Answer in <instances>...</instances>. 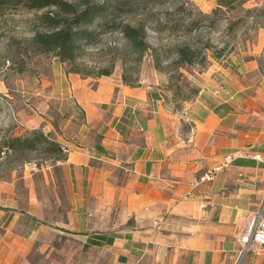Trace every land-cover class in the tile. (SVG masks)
<instances>
[{
	"label": "crops",
	"instance_id": "crops-1",
	"mask_svg": "<svg viewBox=\"0 0 264 264\" xmlns=\"http://www.w3.org/2000/svg\"><path fill=\"white\" fill-rule=\"evenodd\" d=\"M198 4L232 12L256 2ZM263 56L260 27L255 41L208 58L180 109L157 86L82 76L54 60L33 79L13 136L41 129L65 158L47 166L48 205L31 178L37 167L22 175L26 196L15 167L0 175V264H234L264 191ZM241 264H264V245Z\"/></svg>",
	"mask_w": 264,
	"mask_h": 264
},
{
	"label": "rangeland",
	"instance_id": "rangeland-1",
	"mask_svg": "<svg viewBox=\"0 0 264 264\" xmlns=\"http://www.w3.org/2000/svg\"><path fill=\"white\" fill-rule=\"evenodd\" d=\"M90 1L108 7V25L99 26L98 30H104L98 39L85 45L73 63L65 62L64 69H75L80 75L91 77L102 76L101 70L110 69L109 76L126 83L157 86L174 109H180L192 98V80L202 67L198 62L202 57L206 58L203 64L207 65L213 51L222 49L223 56L227 55L238 45L255 41L258 28H264V14L252 12L247 15L242 8L232 12L204 11L198 0H153L147 5L142 0ZM255 2L248 7L264 8V0ZM43 10L22 4L0 7V175L8 178L15 167L19 177L17 189L26 196L28 187L24 185L26 179L22 175L26 168L37 167L31 178L36 195L43 202L48 201V205L54 195L45 172L54 155L35 150L16 156L4 145L7 138L23 127L18 112L22 109L23 99L29 98L35 87L33 79L48 75L52 62L58 60L52 53L37 52L31 44L34 32L43 29L38 23V15ZM239 18L243 21L230 29ZM125 23L144 26V49L133 48L124 37L120 28ZM184 44L200 52L192 64L176 62V48ZM54 117L59 121L62 119L60 113H55Z\"/></svg>",
	"mask_w": 264,
	"mask_h": 264
},
{
	"label": "trees",
	"instance_id": "trees-1",
	"mask_svg": "<svg viewBox=\"0 0 264 264\" xmlns=\"http://www.w3.org/2000/svg\"><path fill=\"white\" fill-rule=\"evenodd\" d=\"M142 2L147 5L153 0H142ZM12 4H22L35 10L45 9L38 15V23L43 29L34 32L31 44L37 52L52 53L56 59L63 63H73L83 52L85 45L94 43L98 39L104 30H98L99 26L102 27L104 23L108 25L106 19L109 13L108 7L103 3H95L90 0H79L78 2L68 0H0V7ZM213 9L214 11L220 10L219 7ZM242 9L247 15L252 12H256L257 15L264 14V8L260 9L257 6L243 7ZM239 21H243V19L239 18L232 23L230 29ZM120 29L133 48H145V28L142 24L125 23ZM222 51V49L213 51L212 56L220 58L223 56ZM199 53L196 48L188 44L178 46L176 62L192 64ZM205 60L206 58L202 57L198 62L205 66L203 64ZM67 71L80 74L75 69ZM110 73V69L99 72L100 75L106 76ZM4 145L16 156H22L27 151L43 150L51 156L54 155L53 160L65 158L61 145L49 133H44L41 129L32 130L26 135L11 136L7 138Z\"/></svg>",
	"mask_w": 264,
	"mask_h": 264
},
{
	"label": "built area",
	"instance_id": "built-area-1",
	"mask_svg": "<svg viewBox=\"0 0 264 264\" xmlns=\"http://www.w3.org/2000/svg\"><path fill=\"white\" fill-rule=\"evenodd\" d=\"M20 123V122H19ZM21 125V123H20ZM240 152L234 154H228L224 157L223 162L215 166L209 167L200 177L199 180H211L214 178L216 173L227 164L231 163L232 160ZM254 158L261 159L260 154H254ZM239 249L238 255L234 264H241V261L245 254L251 249L252 246L261 247L264 245V191L256 206L255 211L249 219V222L238 238Z\"/></svg>",
	"mask_w": 264,
	"mask_h": 264
}]
</instances>
